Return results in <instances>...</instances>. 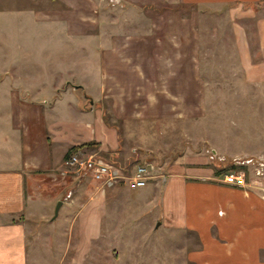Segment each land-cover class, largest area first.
<instances>
[{
  "label": "crops",
  "instance_id": "obj_1",
  "mask_svg": "<svg viewBox=\"0 0 264 264\" xmlns=\"http://www.w3.org/2000/svg\"><path fill=\"white\" fill-rule=\"evenodd\" d=\"M50 1L29 19L41 37L57 36L55 62L38 81L10 75L9 107L0 110V264H78L84 244L71 237L62 242L54 231L46 235L41 224L52 230L83 224L82 240H93L99 202L112 187L95 188L91 181L97 191L80 211L78 194L71 204L63 201L55 217L49 207L61 199L60 167L72 146L90 142L78 150L102 158L97 154L123 148L118 122L189 120L204 110L203 11L186 5L216 13L232 5L226 10L236 21L235 53L250 83L264 85V0ZM243 3L260 6L242 10ZM245 16H255L256 29L239 23ZM85 94L92 97L87 107ZM159 171L137 188L150 195L149 204L159 199V224L194 236L186 252L190 264H264V193L254 180L226 182L230 169L218 172L209 155L194 152L160 164Z\"/></svg>",
  "mask_w": 264,
  "mask_h": 264
},
{
  "label": "rangeland",
  "instance_id": "obj_2",
  "mask_svg": "<svg viewBox=\"0 0 264 264\" xmlns=\"http://www.w3.org/2000/svg\"><path fill=\"white\" fill-rule=\"evenodd\" d=\"M50 2L0 0V110L9 107L8 96L13 87L7 84L10 75L38 81L45 77L47 66L55 62L53 48L57 36L41 37L37 24L29 19L34 10L51 5ZM259 6L243 3L242 10L247 7L257 10ZM186 7L203 11L199 61L206 82L204 110L189 120L118 122L127 140L122 141L123 148L114 154L97 155L126 172L138 162L153 161L156 165H164L185 152L204 153L209 155L218 172L233 168L242 170L247 182L254 180L264 193V85L250 83L235 53L236 21L226 10L232 5H225L227 8L219 13L198 4ZM255 16H245L238 21L246 29H256ZM249 39L251 45H257L256 37ZM93 55L92 68L98 61L97 54ZM85 95L87 107L92 97ZM109 116L104 110V118L109 120ZM62 180L61 200L71 204L75 195H80L76 204L79 211L90 203L97 191L95 188H102L90 177L76 179L74 173H65ZM129 186L124 180L104 186L112 187L113 191L99 202L102 217L101 223L95 224L93 240H82L83 224H73L71 228L69 224H57L55 230L51 229L52 225L41 224L39 230L46 235L56 232L62 242L71 237L81 248L83 243L78 264H190L186 252L192 247L194 236L173 233L165 224H158L161 221L156 215L159 199L149 204L150 195ZM70 188L72 193L67 196ZM56 204L51 202L50 209L54 210ZM74 210L72 216H78Z\"/></svg>",
  "mask_w": 264,
  "mask_h": 264
},
{
  "label": "built area",
  "instance_id": "obj_3",
  "mask_svg": "<svg viewBox=\"0 0 264 264\" xmlns=\"http://www.w3.org/2000/svg\"><path fill=\"white\" fill-rule=\"evenodd\" d=\"M159 168L160 165L154 164L153 161H145L137 163L133 169L124 172L122 167L93 154H84L80 150L71 153L60 167L63 177L65 173H74L76 179L90 177L102 187L124 180L136 188L146 185L154 177H159L162 174ZM224 180L240 186L247 184L245 172L237 169L226 172ZM71 193L70 188L67 196Z\"/></svg>",
  "mask_w": 264,
  "mask_h": 264
},
{
  "label": "water",
  "instance_id": "obj_4",
  "mask_svg": "<svg viewBox=\"0 0 264 264\" xmlns=\"http://www.w3.org/2000/svg\"><path fill=\"white\" fill-rule=\"evenodd\" d=\"M74 86H81L80 84H75ZM63 203V200H59L56 204V207H55V214H54V217L58 214V211H59V208L61 206V204ZM159 224V223H158Z\"/></svg>",
  "mask_w": 264,
  "mask_h": 264
},
{
  "label": "trees",
  "instance_id": "obj_5",
  "mask_svg": "<svg viewBox=\"0 0 264 264\" xmlns=\"http://www.w3.org/2000/svg\"><path fill=\"white\" fill-rule=\"evenodd\" d=\"M90 143V142H89ZM89 143H83V144H79V145H75V146H72L71 148H70V150H69V153L71 154V153H73L74 151H76V150H78L80 147H82V146H84V145H86V144H89ZM91 143H93V142H91ZM69 154V155H70ZM234 169V168H233Z\"/></svg>",
  "mask_w": 264,
  "mask_h": 264
}]
</instances>
